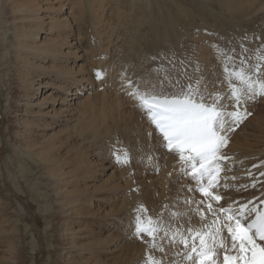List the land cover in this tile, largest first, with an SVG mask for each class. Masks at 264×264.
Segmentation results:
<instances>
[{"label": "bare ground", "instance_id": "6f19581e", "mask_svg": "<svg viewBox=\"0 0 264 264\" xmlns=\"http://www.w3.org/2000/svg\"><path fill=\"white\" fill-rule=\"evenodd\" d=\"M261 1L219 2L224 5L228 19L234 23L232 26H235L236 21L241 18L245 20V11L248 8L259 9L258 6L264 3ZM0 2L1 6L4 4L14 22L9 32L14 37L13 49L18 66L24 68L25 72L33 68V73H36V76L33 73H24V80L20 81V92L14 99L8 94L7 101L8 109L10 107L14 109L12 115L15 127L11 133L10 146L20 164L18 171L22 173L31 167L24 157L20 158V155L26 156L37 167H41L42 174L47 176L46 183L53 191V202L48 210L55 208L56 227L48 242L49 247L45 246L49 248V253L52 252V255L59 257V262L55 264H139L141 258L139 255L135 256L136 252L129 250L128 238L137 239L133 235L135 208L142 203L143 191L135 189L132 190L133 193H129L130 196L122 198L126 188L132 184L137 188L142 183L134 184L131 179L133 176L129 171L132 165L135 168L133 162L142 163V166L144 165L142 170L153 174L151 176L147 173L149 176L146 178L148 185L152 186L155 192L153 198L157 207L152 204V208L148 204L149 208H157V213L154 209L155 215H152L155 218L162 216L165 205H176L180 210L187 211L188 206L183 203L185 197L197 201L202 197L198 192L188 191V187L193 186L194 182L189 176L180 174L181 164L178 156L161 147L158 131L149 124L144 114L136 107V101L127 94L131 91L126 83L128 80L132 81L133 77L138 75L141 82L146 81L138 74L140 71L137 64L131 66L129 64L132 60L123 59L122 51L129 46L123 38H126L129 31L126 26L133 24L129 32L132 30L134 36L139 34L141 38L146 39V48L152 44L156 47L160 44L163 47L168 34L160 32L162 30L157 28L160 27L175 39H179L178 45L181 46L184 33L187 34L192 26L198 25L197 9L202 4L198 6L196 0H0ZM205 3L208 5L206 1ZM148 6H150L148 14L163 12V15L156 20H152L151 17L144 18L140 10ZM205 8L202 9L204 12L202 14H205V11L209 12V8L207 6ZM246 12L249 15L251 11ZM222 13L219 15L223 17ZM255 14L257 16L258 12ZM199 15L198 17H201ZM249 16L247 20L250 21ZM216 18L221 20L218 16ZM185 21L187 26H181L186 23ZM46 23L47 26L44 25ZM138 23L142 26L145 24L152 26L149 28L148 39L140 32V28L139 32L137 31ZM82 27H87V35L81 32ZM90 35L96 38L97 52L90 47L92 45L82 47L81 43L90 39ZM151 35L159 40L156 42ZM191 35L194 36V32ZM199 37L195 38L201 39L202 36ZM188 38L185 39V43L188 42H186ZM157 48L153 49L154 52ZM196 50L198 52V49ZM207 52H204L208 57L207 66L206 63L204 66L211 67L208 71L211 73L208 76L211 79L208 89L213 93H227V85L219 82L222 74L218 69H212V65L216 63L210 56L212 53L209 55ZM201 58L203 63L204 58ZM103 68L104 78L96 80L94 71ZM122 74H126L123 79ZM147 84L149 86L152 83L150 81ZM260 99L261 105L255 102L247 104V111H254V117H246L239 124V130L230 133L229 143L224 149L231 159L225 163L223 175L237 179L222 181L229 187L217 190V194L224 197L219 201L220 206L231 205L234 201L256 202L264 198V176L260 175L264 173L262 105L264 98ZM231 103L230 100L224 101L229 110H232ZM0 131H6L1 122ZM149 132L152 135H148ZM117 135L122 139L126 138L125 143L130 144L131 148L136 147L127 165L109 160L111 155L107 154L106 150L108 145L110 146L108 140ZM115 140L118 142V139ZM148 156L152 158L150 161L146 159ZM253 183L255 187H252ZM15 185L18 186L17 183ZM213 206L216 207L215 201ZM12 207L11 203L0 196V264H26L23 239L28 227H19L18 218L12 216ZM132 207L133 213L130 210ZM191 207L194 209L195 205ZM147 214L150 215L148 212ZM179 223L187 226L185 220ZM192 223L199 224V219L195 215L192 216ZM54 244L56 247L52 248ZM140 247L139 250L143 249ZM139 250L137 248L138 254H141ZM147 250L149 249H146V254L149 253ZM177 250L182 251L166 244V255L158 253L160 256L156 257L160 258L163 255L167 264H172V261L179 259L174 255ZM142 256L144 258L143 253ZM145 256L148 257V254Z\"/></svg>", "mask_w": 264, "mask_h": 264}, {"label": "snow or ice", "instance_id": "6c2138e0", "mask_svg": "<svg viewBox=\"0 0 264 264\" xmlns=\"http://www.w3.org/2000/svg\"><path fill=\"white\" fill-rule=\"evenodd\" d=\"M221 63L224 79L220 83L227 85V93L210 92L203 76H189L183 69L182 76L188 83L182 84L179 77L169 76L163 65L153 70L157 73L155 84L141 87L131 80L126 82L131 88L127 94L158 131L161 147L178 156L180 174L194 182L188 191L202 197L199 201L185 197L187 211L165 205L162 216L156 218L148 215L142 204L136 209L133 235L149 245L146 264H167L163 259L166 244L182 249L174 252L179 259L172 264H264V201L259 205L234 201L224 207L219 205L224 197L217 194L218 189L229 187L222 181L237 179L223 175L225 163L231 159L224 152L230 133L251 115L247 104L264 98V45L256 49L255 63L241 57L236 64L231 55L224 56ZM103 75L99 70L95 73L98 80ZM225 100L232 102V110ZM113 156L120 165L131 161L127 150L114 152ZM193 215L198 217V225L192 223ZM181 220L187 226L180 224ZM151 250L163 255L157 258Z\"/></svg>", "mask_w": 264, "mask_h": 264}, {"label": "rangeland", "instance_id": "374dc122", "mask_svg": "<svg viewBox=\"0 0 264 264\" xmlns=\"http://www.w3.org/2000/svg\"><path fill=\"white\" fill-rule=\"evenodd\" d=\"M205 1L207 2L208 5H206ZM219 1L222 2L223 0H219ZM219 1L218 0H215V1L211 0L212 3H210V0H208V1L207 0H203V1L202 0H196V3L198 6L201 4L203 5V8H201L202 5H201V7L200 6L198 7L201 10L197 9V11H198L197 14L198 15L200 14L201 17H198V15H197L198 25L192 26L191 31L188 32L187 34L184 33V39H183V43H181L182 44L181 46L178 45L179 39H177V38L175 39L174 36H171L163 28L157 27L158 29L162 30V31L159 30L160 32H162V33L165 32L168 34L166 36L165 45L163 47H161L162 45L159 44V45H157V47H158L157 48L155 45L152 44L151 47L149 46L148 48H146L147 47L146 46L147 42H145L146 39L141 38L139 34L134 36L135 34H133L132 30H131V32H129L130 29H132L133 24H131V26H126V27H128L127 30H129V31L126 33V38L124 37L123 40L125 39V41L129 43V46L126 47V49L122 51L123 59L132 60L131 63L129 64L131 66L137 64V67L139 68V71H140L139 73L138 72L137 73L140 74V76L144 79L143 81H146L145 83L141 82L142 81L141 78L138 75H136V77H133V80H132L133 83L138 84L141 87L148 86V84L146 85V83L150 82V81L152 84L157 83V73H155L153 70L155 68L161 66V65H163L164 68H166L168 70L167 74L169 76L179 77L181 79L182 84H186V82L188 83V80L182 76L181 69L185 70L189 76H202L203 75V77L205 78L207 83H209L211 81V79L208 76L211 73L209 74L208 71L210 70L211 67H207V68L205 67V66H207L206 60L208 57H206L205 53H204L207 51H208L207 53L209 55L212 53L210 56L216 62V63L213 62L214 65H212L213 66L212 69L215 70V68H216L222 74L221 75L222 78L219 80V82L222 81L224 78L223 66L221 63V60L224 56L231 55V56L235 57V63L236 64H239L241 57H244V58L248 57L247 59H249L248 61L250 63H255L254 61H255V56H256V48L258 49L259 47H261V45H264V9L262 10V7L264 8V6H262L264 4V3H262V2H264V0H262V1L259 0V2L261 1V3H262V5L258 6V7H260L259 9L257 7L256 8L253 7V10H252V8H248L246 10L248 12L251 11V12H249V15H252L255 18H253L252 16L250 17L248 15V13L245 11L246 15L244 17H245L246 21L244 20V18H241L240 20L235 22V26L234 25L232 26L233 22L230 21L228 19L227 15L225 14L226 9L224 8V5H222L223 2L221 3ZM2 6H3V8H1ZM2 6L0 5L1 11H2V12H0V101H1V104H0V120L1 121L0 122L2 123V125L4 126L6 131L5 132L0 131V196L4 200H6L7 202H9L13 205L12 208H13L14 212L12 210V214H13L12 216L15 218H18L19 222H17V223H19L18 224L19 227H22V228L25 226L28 227V231L25 233L24 239H23V242H24L23 243V249H24V253L26 256L25 257L26 264H55V263H58L60 259H59V257H56L55 254L52 255V252L49 253L50 252L49 248H47V247H49V246H47L48 242L52 238V235L54 233L53 230L56 227V221L54 219V209L55 208L52 210H48V208L50 207L51 203L53 202V198H54L52 188L49 185H47V183H46L47 176H46V174H42L41 167H37L26 156L20 155V158L24 157V160L28 161V163L31 164V167H29L27 170H25L22 173H20L18 171V169L20 168V164L17 162V159H16L17 157H16V155H14V151H13L12 146H10L11 133H12L15 125L13 123L14 118L12 115L14 109L12 107H10L8 109L9 102L7 101V97L9 94L10 97L12 99H14L16 94H18V92H20V90H19V89H21L20 88V85H21L20 81H21V79L24 80V78H23L24 73H33V68H30V71L25 72L26 70L24 68L18 66L19 63L16 62L15 55H14L15 53H14V49H13V46L15 44L14 43V37H13L12 33L9 32V31H11V26H13L12 23H14V22H13V19H11L10 15L7 13V9L4 6V4ZM204 6L205 7L207 6L209 8L208 9L209 12L206 13L207 8H205ZM215 7H216V9H215ZM204 8L206 10L205 11L206 15L202 14V13H204L202 11V9L204 10ZM149 10H150V6H148L145 9L140 10L141 16H143L144 18L151 17L152 20H156L163 15V12L158 13V14L155 13L154 15L148 14L147 12ZM214 10H217L218 14H217V12H213ZM254 10L256 11L255 13L258 12L257 16H255L256 14L254 13ZM199 11H200V13H199ZM220 11H222L223 13ZM259 11H261V13ZM212 12L215 14V16ZM219 13L220 14L222 13L223 17L221 15H219ZM216 15L219 18L222 17L221 20L217 19ZM247 15L249 16L250 21L247 20V17H248ZM251 18H253L252 19L253 22H251ZM242 22H244V24ZM248 22H250V23L248 24ZM44 25L47 26V23ZM113 25L114 24H112V26ZM76 26H78V23L76 24ZM181 26H187V22ZM258 26L260 29L258 28ZM150 27H152V26H150L148 24H145V26H142L139 24L137 31L140 28V32L143 34V36L145 38L148 39V33H149ZM253 28H255V29H253ZM222 29H224V30H222ZM237 29H238V31L240 29L242 31L238 32ZM86 30H87V27L81 28V32L84 34H86ZM192 32H194V36L191 35ZM128 33H130V35H133L134 38L129 37L130 35H127ZM199 34L203 37V39H202V37H201V39L195 38L196 36L199 37L200 36ZM90 36H91L90 39H87L86 41L81 43L82 47L84 48L85 46L92 45L90 47L93 49L94 52H97L96 38L93 35H90ZM151 36L153 37V35H151ZM152 37H151V39H152ZM153 38H155V37H153ZM187 38H188V40H186V42L187 41L188 42L185 43L184 41ZM154 40L158 41L159 38H155ZM195 40H196V42H195ZM262 40H263V42H262ZM246 43L247 44L249 43V44L247 45ZM242 44H244V45H242ZM186 45H187V48H186ZM153 46L155 48H157L156 49L157 52L156 51L154 52L153 49H155V48ZM204 47H205V49H204ZM217 47L222 51L218 53ZM182 48H185V50L184 49L182 50ZM179 49H181V50H179ZM195 49H198V52H197V50L195 51ZM245 49H248V51H245ZM193 52H194V55H192ZM196 52H197V54H196ZM188 56H190L191 58H188ZM153 57H155V59L158 57L159 58H158V60L157 59L155 60V59H152ZM201 57L204 58L205 62L203 61V63H202L201 60H203V59ZM251 58L253 61L251 60ZM204 64H205V66H204ZM173 65L175 67H173ZM201 65H203V67ZM90 66L91 65H89V67ZM201 67H202V70H201ZM123 68L128 69V67H125V66H123ZM197 68L200 69L201 73L196 72ZM99 71H102L103 73H105L104 68H103V70L99 69ZM202 71H204L205 73ZM206 71L208 72V74H206L207 73ZM94 72H96V71H94ZM33 74L36 76V73H33ZM106 76L107 75H105V77ZM144 76H145V78H144ZM30 77H32V76H30ZM103 78H104V75H103ZM147 78H149L148 79L149 81H147ZM96 80H98V79H96ZM142 83H143V85H142ZM102 87H103V85H102ZM169 91H171V89H169ZM210 92H212V91L210 90ZM261 102H262V100L258 99V101L255 103H257L258 105H261L260 104ZM12 103H13V101H12ZM262 105L264 106V104H262ZM250 113H251V115H249L247 117H254V111H251ZM238 130H239V126L236 127L233 132H237ZM115 132H116V128H115ZM3 135H6V136L3 137ZM112 138H109L108 143H110V146L108 145V147L106 148L107 154L111 155L109 160H115L114 156H113V154H111V152L112 153L119 152L122 154V148L127 150L130 153V156L132 158V156L134 154L133 152L135 151L134 149H136V147L134 146L133 148H131L130 144L125 143L126 138L122 139L120 135H117L115 138L114 137H112ZM115 139H118V142ZM1 140H2V143H1ZM116 142H117V144H116ZM5 144H7V146H5ZM116 145H118V146H116ZM111 146H113V147H111ZM119 147L121 150L119 149ZM112 149H114L115 151L113 152ZM116 149H117V151H116ZM2 151H4V152H2ZM136 163L137 162H133V164H135V168H134V165H132V168L129 171V174L134 177V178L133 177L131 178V179H133L132 181L134 182V184L142 182L141 186L139 184L140 187L137 186V188H135L136 185L134 186L132 184L131 187H128L124 190L122 198H126L127 196H130L129 193L130 192L133 193V191H135V189L136 190L141 189L143 191L142 203H143V200L148 202V203H146L144 201V203L143 204L141 203V204L142 205L145 204V207L147 206V209L149 208L148 204H150V207L152 206V204H155L153 206L157 207V203L154 200V198H155L154 188L152 186L148 185V179L146 178V176L148 177L149 174L151 176L153 174H152V172L149 173V171L142 170L143 169L142 167L144 166V165L142 166V163H137V164ZM139 165L141 167H139ZM138 168H139V170H137ZM138 173H139V178H138ZM141 173H143V174H141ZM145 173H146V175H145ZM147 173H149V174L147 175ZM158 173L159 172H157V174ZM141 176H143V177H141ZM145 181H147V182H145ZM15 183H17L18 186L15 185ZM132 193H131V196L133 195ZM153 196H154V198H153ZM136 206H137V204H136ZM153 206H152V208H153ZM45 208H46V210H45ZM152 208L148 209V213L151 216L155 215L154 209H156V213H157V208H154V209H152ZM136 209L137 208H135V211H136ZM130 210L129 211L131 213H133L134 207L130 208ZM152 217L155 218V216H152ZM34 238L36 240H34ZM128 240L130 241V242L128 241V247L130 246L129 250H131L134 253L136 252L135 256L136 255L140 256L141 260L139 259V264H144V262L147 260L146 258H148L145 255L149 254V253L146 254V249L150 250V248L147 247L148 244L145 245L146 243L142 242V240L140 238L135 239L133 237H129ZM136 242H137V244H136ZM131 245L133 248L131 247ZM140 246H142L143 249L139 250ZM54 247H56L55 244L52 246V248H54ZM144 247L146 249H144ZM134 248L136 249V251ZM137 248L141 254H138L139 252L137 251ZM149 250H147V251L149 252ZM151 251L153 252V254H155L154 252H156L157 250H151ZM142 253L144 254V258L142 256ZM158 253L160 254V252L158 251L155 255H153V254L152 255L155 257L158 255L157 257H159L160 255ZM142 258L146 259V260L143 261ZM141 261H142V263H141Z\"/></svg>", "mask_w": 264, "mask_h": 264}]
</instances>
